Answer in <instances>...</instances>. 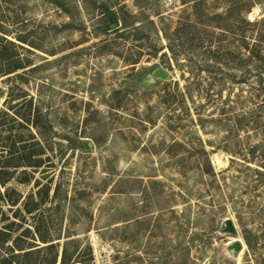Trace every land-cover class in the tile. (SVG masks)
Here are the masks:
<instances>
[{
    "label": "rangeland",
    "instance_id": "374dc122",
    "mask_svg": "<svg viewBox=\"0 0 264 264\" xmlns=\"http://www.w3.org/2000/svg\"><path fill=\"white\" fill-rule=\"evenodd\" d=\"M0 167L23 263L264 264V0H0Z\"/></svg>",
    "mask_w": 264,
    "mask_h": 264
},
{
    "label": "trees",
    "instance_id": "16d2710c",
    "mask_svg": "<svg viewBox=\"0 0 264 264\" xmlns=\"http://www.w3.org/2000/svg\"><path fill=\"white\" fill-rule=\"evenodd\" d=\"M5 171L0 167V187L5 186L7 176L5 175ZM0 201H3V194L0 191ZM0 246H4V243L11 242V244L7 245L5 255H2L0 258V264H52L54 262V258L51 259L50 263L47 261V259H38L37 262L34 263H23L19 259L24 256L30 257L34 253H38L40 248L37 249H31L34 246H28V245H18L14 243L15 239H12L10 233H6L5 238L3 237L4 233L0 232ZM42 242H48L45 238L39 237ZM52 246V243L47 245Z\"/></svg>",
    "mask_w": 264,
    "mask_h": 264
},
{
    "label": "water",
    "instance_id": "95a60500",
    "mask_svg": "<svg viewBox=\"0 0 264 264\" xmlns=\"http://www.w3.org/2000/svg\"><path fill=\"white\" fill-rule=\"evenodd\" d=\"M169 72L162 66H156L148 73L141 81L144 84L151 85L159 80H167ZM219 233H229L235 235L237 233L235 225L230 218H224L219 227ZM243 249V244L239 240H233L227 245V250L230 251L233 257L237 258Z\"/></svg>",
    "mask_w": 264,
    "mask_h": 264
}]
</instances>
